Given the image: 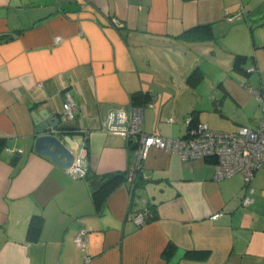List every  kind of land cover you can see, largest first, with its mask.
Returning a JSON list of instances; mask_svg holds the SVG:
<instances>
[{
  "label": "crops",
  "instance_id": "0c3cea01",
  "mask_svg": "<svg viewBox=\"0 0 264 264\" xmlns=\"http://www.w3.org/2000/svg\"><path fill=\"white\" fill-rule=\"evenodd\" d=\"M220 53L232 72L246 57L264 88V0H0V264H264V168L246 185L216 179L212 160L151 149L138 161L104 130L132 102L148 135L182 137L188 119L213 130L217 116L256 128L246 82L208 76ZM42 114L60 120L67 148L65 137L85 142V179L34 153L51 129L37 131ZM126 171L98 203V187ZM146 210L157 218L138 226Z\"/></svg>",
  "mask_w": 264,
  "mask_h": 264
},
{
  "label": "built area",
  "instance_id": "2783aa9c",
  "mask_svg": "<svg viewBox=\"0 0 264 264\" xmlns=\"http://www.w3.org/2000/svg\"><path fill=\"white\" fill-rule=\"evenodd\" d=\"M115 21V20H114ZM117 23V22H114ZM60 39L57 38L56 41ZM255 71L250 67L247 71L251 74ZM249 92L254 97L261 110V117L256 128L251 129L241 126L236 132L224 133L211 130L206 124H193L192 119L186 123L187 131L182 137H160L148 135L143 131V110L138 106H130L126 110H114L105 119L104 130L123 137L127 142L136 147L137 160L147 157L151 149H157L177 156L183 161L212 160L215 178H229L240 174L248 185L255 173L264 168V88H250ZM73 102L68 97L63 105L65 117L71 116ZM116 113L117 122L120 125H112V119ZM88 134H85L86 141ZM85 142L77 149L74 162L67 171L74 179H85L87 172L82 168V159L85 155ZM252 193V191L250 192ZM250 198L243 200V205H249ZM148 214L146 211L139 213L135 222L138 226L146 224ZM217 216H213L215 219ZM87 232L80 230L74 237L76 247L85 250Z\"/></svg>",
  "mask_w": 264,
  "mask_h": 264
},
{
  "label": "water",
  "instance_id": "95a60500",
  "mask_svg": "<svg viewBox=\"0 0 264 264\" xmlns=\"http://www.w3.org/2000/svg\"><path fill=\"white\" fill-rule=\"evenodd\" d=\"M42 116L47 120V124L39 126L37 128V131L42 132L47 130L49 127L51 128L50 133L38 136L35 139L33 144V151L37 155L49 158L53 164L68 171L74 162V151L77 149V145L73 144L69 137H65L64 141L69 146V148H67L60 139L53 135L58 127L60 120L58 118L49 119V116L46 114H42ZM112 125L125 126L126 124H118L117 116L115 113L112 119Z\"/></svg>",
  "mask_w": 264,
  "mask_h": 264
},
{
  "label": "rangeland",
  "instance_id": "374dc122",
  "mask_svg": "<svg viewBox=\"0 0 264 264\" xmlns=\"http://www.w3.org/2000/svg\"><path fill=\"white\" fill-rule=\"evenodd\" d=\"M221 59L219 60V64L220 65H214V66H210L208 67V76L209 78L211 76H214L215 74L219 75V74H222V76H230V77H236V78H239L240 81H245L246 82V89H250V88H256V87H261V83H260V74L261 72H259V70H257L256 72H253L251 74H236L234 72L231 71V62L229 61V57L225 54H222L220 53L218 55ZM207 57H209V54H207ZM262 56H260V66L262 68V74H264V59L261 58ZM182 60V59H181ZM179 60V62L181 61ZM222 64V65H221ZM246 66V70L248 71V69L250 67H253L251 65V62H249L248 64L245 65ZM181 68V67H180ZM207 69V68H206ZM176 76H179V72L177 71L176 72ZM219 78H220V75H219ZM219 83V82H217ZM255 106H256V110L253 111H249L247 113V116L246 117H249V118H252V119H258L260 116H261V110L255 100ZM239 115V114H238ZM245 117V119H246ZM216 123L215 125H212L210 126L214 131H220V132H224V133H232V132H236V125L235 124H232V123H226L225 121H222V123L220 124V116L218 117H214L213 118ZM235 121V120H234Z\"/></svg>",
  "mask_w": 264,
  "mask_h": 264
},
{
  "label": "trees",
  "instance_id": "16d2710c",
  "mask_svg": "<svg viewBox=\"0 0 264 264\" xmlns=\"http://www.w3.org/2000/svg\"><path fill=\"white\" fill-rule=\"evenodd\" d=\"M247 58L244 56H235L232 69L236 74H245L247 73V70L245 69L244 65L246 64ZM195 74V73H194ZM248 74V73H247ZM136 103L132 102V106H134ZM192 123L195 124V120L192 119ZM129 171H126L125 173H117L108 179H106L97 189L96 192H94L95 200L99 202H104L106 198L115 191L118 187H120L122 184H124L129 179ZM88 176V175H87ZM86 176V177H87ZM148 214L147 223L156 220V212L154 210H146ZM206 254H204L201 258H205Z\"/></svg>",
  "mask_w": 264,
  "mask_h": 264
}]
</instances>
